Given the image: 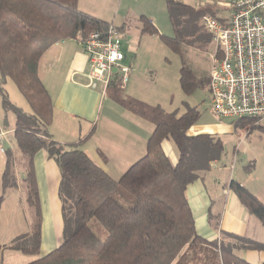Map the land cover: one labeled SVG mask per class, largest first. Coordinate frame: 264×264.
Here are the masks:
<instances>
[{
    "label": "trees",
    "instance_id": "16d2710c",
    "mask_svg": "<svg viewBox=\"0 0 264 264\" xmlns=\"http://www.w3.org/2000/svg\"><path fill=\"white\" fill-rule=\"evenodd\" d=\"M165 3L173 35L160 33L144 15L140 17L141 31L159 35L174 51H179L188 38L201 34L203 17L217 10L183 0ZM109 24L82 11L79 0H0V94L4 109L16 114L10 139L13 146L4 151L0 207L5 193L18 187L20 168L26 200L34 215L31 231L15 237L9 248L29 254L40 251L42 211L34 157L45 149L61 174L63 239L57 248L28 264H253L236 250H264V242L225 231L219 239L208 240L196 230L187 187L223 157L225 147L222 135L188 134L201 116L196 106L180 115L166 112L128 95L112 80L107 94L154 124L146 153L119 179L110 176L81 148L92 132L72 143L53 137L54 102L39 75L40 60L58 41H79ZM181 74L186 91L201 85V78L187 67L183 66ZM10 78L26 97L31 112L10 100L5 89ZM202 82L209 85L208 75ZM230 124L235 132L264 129V123L256 118L233 119ZM167 139L178 150L176 163L164 151ZM229 186L241 204L264 224V203L257 195L235 179ZM93 218L107 230L105 240L90 226Z\"/></svg>",
    "mask_w": 264,
    "mask_h": 264
},
{
    "label": "crops",
    "instance_id": "0c3cea01",
    "mask_svg": "<svg viewBox=\"0 0 264 264\" xmlns=\"http://www.w3.org/2000/svg\"><path fill=\"white\" fill-rule=\"evenodd\" d=\"M123 1L79 0V8L114 24L128 36L133 20H137L138 30L140 35L142 34L140 17L143 15L155 24L156 18L152 12L139 14L129 9L122 11ZM122 48L134 62L135 54L127 53L123 40ZM88 70L87 55L76 39L58 41L42 56L39 75L54 102V116L50 130L53 137L62 143L78 141L92 132L81 148L110 176L119 179L146 153L147 141L154 130V124L122 106L107 94V91L104 92L100 85H88L89 79L86 76ZM131 77L124 91L130 96L137 97L133 92V79L129 88ZM14 127L15 123L6 130L0 126V130L5 131L2 141L7 139L8 144L11 143ZM202 133L222 135L225 140L226 135L237 132L230 122L202 125L196 122L188 130L190 135ZM9 145L13 146L12 143ZM7 147H4V151ZM163 148L172 162L176 163L179 154L172 140H165ZM259 151L261 154L254 158L255 162L251 163L252 166H247L239 176H236L238 172H233L229 161L223 156L213 162L211 168L200 178L188 185L187 197L198 234L208 240H214L219 239L221 232L225 231L264 242V224L241 204L229 186L230 181L235 179L264 203V145ZM34 164L42 211L39 253L44 256L57 248L63 239L64 219L59 196L61 174L57 163L49 157L45 149L36 153ZM17 176L18 187L9 190L12 193L25 190L24 172L20 168ZM11 227L13 229L9 243L23 233L17 232L18 226L11 225ZM0 243L2 244L0 251L3 252L9 243L6 244L7 242L4 241ZM236 252L250 263L264 264V250L237 249ZM4 262L2 258L0 264Z\"/></svg>",
    "mask_w": 264,
    "mask_h": 264
},
{
    "label": "rangeland",
    "instance_id": "374dc122",
    "mask_svg": "<svg viewBox=\"0 0 264 264\" xmlns=\"http://www.w3.org/2000/svg\"><path fill=\"white\" fill-rule=\"evenodd\" d=\"M183 1L192 5H196L197 2V0ZM126 9L139 14L152 12L155 15V24L159 32L167 36L173 35L165 0H124L122 11ZM131 25L129 36L127 33H123L122 40L127 53L135 54V68H133L135 71L129 82L130 88L132 79L134 81V95L148 103L160 106L166 112L178 115L183 114L188 107L196 106L201 112V116L197 121L199 125L227 124L230 122L228 119L220 120L215 114L207 87L208 84L202 82V80L205 81V76L209 74L211 66L210 54L214 50L211 34L203 30L201 34L198 33L196 36L188 38L180 46L179 51H174L164 43L159 35H140L137 20H133ZM183 66L187 67L198 78H201V85L194 86L195 89L192 92L186 91L181 84ZM202 83L206 85H202ZM5 89L13 103L22 107L25 111L31 112L26 97L13 79H8ZM15 120L16 114L13 111L4 109L2 95L0 94L1 128L6 130L9 126L14 125ZM259 121L264 123V119H259ZM8 142L6 139L0 143V195L3 194L1 181L5 167V153L1 151V147L11 146L9 145L11 143L8 144ZM224 145L223 156L229 161V166L233 172H238L236 176H239L247 166H252L251 163L255 162L254 158L261 154L259 148L264 145V129L242 130L226 135ZM33 216V210L26 200L25 190L20 191V193L7 191L0 207V241L7 242L6 244L10 242L8 240L13 229L11 225L19 227L17 232L29 233L32 229ZM90 226L101 239L105 240L108 237L107 230L99 223L97 218L90 221ZM39 257H41L39 252L36 254L24 253L9 248V246L3 252L0 251V260L3 258L5 260L4 264H28Z\"/></svg>",
    "mask_w": 264,
    "mask_h": 264
},
{
    "label": "built area",
    "instance_id": "2783aa9c",
    "mask_svg": "<svg viewBox=\"0 0 264 264\" xmlns=\"http://www.w3.org/2000/svg\"><path fill=\"white\" fill-rule=\"evenodd\" d=\"M196 5L217 8L203 17L214 43L208 90L215 114L228 120L264 119V0H197ZM122 35L110 23L79 40L88 58V85L105 92L115 79L126 87L134 62L122 48ZM4 135L0 130V142Z\"/></svg>",
    "mask_w": 264,
    "mask_h": 264
}]
</instances>
